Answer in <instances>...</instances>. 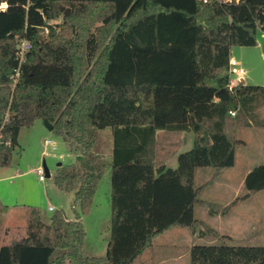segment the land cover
<instances>
[{
  "label": "trees",
  "instance_id": "1",
  "mask_svg": "<svg viewBox=\"0 0 264 264\" xmlns=\"http://www.w3.org/2000/svg\"><path fill=\"white\" fill-rule=\"evenodd\" d=\"M0 4H7L0 10V167L10 164L21 128L47 122L76 162L58 168L54 184L72 192L78 207L75 219L56 210L48 223L31 209L24 235L0 245V264H132L170 228L195 230L201 222L194 206L202 203L195 170L211 167L217 179L232 167L241 143L227 131L232 118L264 108V86L231 85L228 70L233 44L253 45L258 30L264 35V0ZM22 39L31 49L14 81ZM106 128L110 232L105 256L94 257L85 255L81 215L90 211L108 167L94 151L93 134ZM156 131L193 134L173 168L156 165ZM243 187L246 193L222 208L205 204L224 214L263 190L264 162L246 173ZM204 232L220 243L193 245L190 264H264V247L228 246L226 236Z\"/></svg>",
  "mask_w": 264,
  "mask_h": 264
},
{
  "label": "rangeland",
  "instance_id": "2",
  "mask_svg": "<svg viewBox=\"0 0 264 264\" xmlns=\"http://www.w3.org/2000/svg\"><path fill=\"white\" fill-rule=\"evenodd\" d=\"M230 2L233 0H221ZM237 1V0H234ZM61 17L50 22L60 23ZM59 30V26H56ZM44 30V35L47 34ZM255 44L235 43L231 46V57L236 59L244 70L241 77L230 76L232 85L243 80L245 85L264 86V35L257 31ZM227 131L241 141L235 148L234 165L225 168L217 179H212L214 169L200 167L195 170L194 186L200 190L202 203L194 206V216L201 224L195 230L186 227H172L152 241L132 264H190V248L193 245H215L220 243L205 227L214 229L227 238L228 246L264 247V189L239 201L228 212L210 210L205 203L216 204L219 208L228 205L246 193L243 178L253 167L264 162V108L256 106L251 114L242 111L232 118ZM94 151L102 155L108 164L100 180L90 211L81 215L85 232L84 250L86 256L103 257L110 232V151L112 147L111 129L93 130ZM156 165L164 162L167 167L176 166L180 152L193 145L191 132L156 131ZM49 139L55 143V150L45 145ZM76 163L68 152L67 145L37 119L32 126L23 127L18 135V146L13 151L10 164L0 167V201L6 205L4 220L11 226L6 234L0 232V244L19 239L25 233L29 212L35 209L41 219L48 223L56 210H62L69 219H75L78 207L74 205V194L59 190L53 181L58 168ZM45 165L49 177L38 180L36 169ZM48 206L54 210L49 211ZM0 209V223L2 222ZM7 222V221H6ZM2 224V223H1ZM0 224V226H1Z\"/></svg>",
  "mask_w": 264,
  "mask_h": 264
},
{
  "label": "built area",
  "instance_id": "3",
  "mask_svg": "<svg viewBox=\"0 0 264 264\" xmlns=\"http://www.w3.org/2000/svg\"><path fill=\"white\" fill-rule=\"evenodd\" d=\"M203 2H206L207 0H202ZM31 49V44L29 41L25 40V39H22L19 43H18V46H17V58H18V67L14 70V73L12 74V78L13 80L15 81L16 78L18 77L19 75V66L20 64L22 63V61L25 59V55L26 53ZM228 70H229V73L231 75H235L237 77H241L243 74H244V70L243 68L241 67L240 63L230 57L229 60H228ZM232 85V83H231ZM233 115V113H232ZM2 138V135L0 133V139ZM6 144H9V141L7 140L6 141ZM45 145L50 147L51 150H55V143L49 139H46L45 140ZM36 173H37V177H38V180L40 181H43L45 179V170L44 168H37L36 169ZM50 210H52L53 208L52 207H49Z\"/></svg>",
  "mask_w": 264,
  "mask_h": 264
},
{
  "label": "crops",
  "instance_id": "4",
  "mask_svg": "<svg viewBox=\"0 0 264 264\" xmlns=\"http://www.w3.org/2000/svg\"><path fill=\"white\" fill-rule=\"evenodd\" d=\"M241 82H243V80H241ZM44 126H45V125H44ZM162 132H164V131H162ZM156 139H157V137H156ZM155 161H156V160H155ZM160 164H164V162H160ZM5 206H6V205H5ZM49 207H52V206H48L47 209H48L49 211L54 210V208H53L52 210H50ZM0 209L2 210V215H1V216H2V219H3L2 222H1L2 224L0 223V224H1V226H0V232H1L2 234H3V233L6 234V233H7V229H8L11 225L8 224V223H9L8 220H6V221H7V222H6V221L4 220V218H3V217L5 216V215L3 216V214H6V209H2V208H0ZM7 244H8V243H7ZM0 245H3V244H0Z\"/></svg>",
  "mask_w": 264,
  "mask_h": 264
},
{
  "label": "water",
  "instance_id": "5",
  "mask_svg": "<svg viewBox=\"0 0 264 264\" xmlns=\"http://www.w3.org/2000/svg\"><path fill=\"white\" fill-rule=\"evenodd\" d=\"M62 10H64V13H63V16H67L68 14H69V9L68 8H66V9H64V8H61ZM43 124L45 125V127L49 130V131H51V129H52V126L51 125H49L47 122H45V121H43ZM43 168H44V170H45V174H46V177H48L49 176V173H48V171H47V169H46V167H45V165L43 164Z\"/></svg>",
  "mask_w": 264,
  "mask_h": 264
},
{
  "label": "clouds",
  "instance_id": "6",
  "mask_svg": "<svg viewBox=\"0 0 264 264\" xmlns=\"http://www.w3.org/2000/svg\"><path fill=\"white\" fill-rule=\"evenodd\" d=\"M7 4H0V10H6Z\"/></svg>",
  "mask_w": 264,
  "mask_h": 264
}]
</instances>
